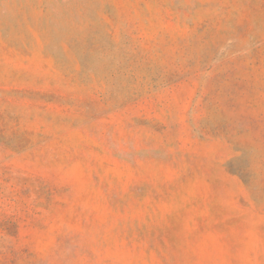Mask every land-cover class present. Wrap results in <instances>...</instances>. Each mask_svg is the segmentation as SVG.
I'll list each match as a JSON object with an SVG mask.
<instances>
[{"label": "rangeland", "instance_id": "374dc122", "mask_svg": "<svg viewBox=\"0 0 264 264\" xmlns=\"http://www.w3.org/2000/svg\"><path fill=\"white\" fill-rule=\"evenodd\" d=\"M0 264H264V0H0Z\"/></svg>", "mask_w": 264, "mask_h": 264}]
</instances>
